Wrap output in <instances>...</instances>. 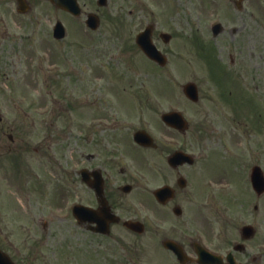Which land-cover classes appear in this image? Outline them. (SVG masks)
<instances>
[{"label":"rangeland","instance_id":"374dc122","mask_svg":"<svg viewBox=\"0 0 264 264\" xmlns=\"http://www.w3.org/2000/svg\"><path fill=\"white\" fill-rule=\"evenodd\" d=\"M28 1L31 10L20 15L16 0H0V154L9 153L2 158L4 161L0 156V171L4 167L10 179L2 178L5 184L0 189V246L18 264H47L41 257L38 262L27 260L25 248L28 244L33 253L39 250L42 228L27 216L30 210L25 209L23 191H17L23 184L13 182L22 146L7 149L9 133L28 147L23 150L22 167L27 165L38 172L39 137H48L54 145L58 144L53 149L59 152L58 166L66 167L73 139H68V127L63 125L75 118V111L77 118L93 121V130L94 112L105 110L104 106H95L100 102L107 103L108 116H117L124 124L123 144L128 137L132 140L133 132L144 128L161 143L171 141L174 149L183 143L187 151L197 153L201 164L193 166L194 172L205 169L209 173L206 182L210 178L215 188L219 183H235L236 189L247 182V224L255 226L264 240V196L257 198L249 179H245L255 165L264 170V0H246L243 11H238L231 0L154 1L151 22H155L157 34L165 31L174 35L168 44L156 38L157 45L170 59L164 68L150 62L135 44V35L145 25L138 21L144 19L142 12H147L148 0H111L109 11L114 13L103 16L101 29L96 32L86 28L85 16L72 18L60 11L56 13L47 0ZM81 3L89 5L91 0ZM135 8L140 12L129 15L128 23L124 15L115 12L127 14ZM57 20L67 29L62 41L55 40L52 33ZM215 22L224 27L216 38L209 30ZM233 26L244 33L232 38L229 29ZM49 65L60 71L52 76L55 83L43 74ZM82 70L86 72L87 85L85 79L71 77L72 72ZM75 81L77 85L82 83V89L77 87L72 92ZM191 81L199 88L197 104L188 101L182 92L183 85ZM54 84L58 86L55 93L45 88ZM68 91L75 103L74 110L61 109L54 101L56 94L62 100ZM84 92L91 105L84 102ZM171 110L182 111L188 120L190 128L185 136L162 123V113ZM52 118L64 121L54 127L43 121ZM82 129L80 125L75 129L77 148H84L78 136ZM108 134L110 137L115 133ZM94 145L90 152L95 151ZM130 152L136 157L134 148ZM167 155H163L162 163ZM77 158V162L84 160L80 154ZM148 158L146 155L134 159L128 154L125 166L138 170H128L122 182L130 183L135 177L140 182L149 181ZM38 193L33 200L44 199V205L54 203L51 185ZM44 246V256L53 262L52 240Z\"/></svg>","mask_w":264,"mask_h":264},{"label":"flooded vegetation","instance_id":"af4514ba","mask_svg":"<svg viewBox=\"0 0 264 264\" xmlns=\"http://www.w3.org/2000/svg\"><path fill=\"white\" fill-rule=\"evenodd\" d=\"M153 1L156 0H148V5ZM231 1L234 4L238 2ZM245 2L241 4L243 8L240 11L244 10ZM93 9L102 14L107 12L98 7ZM151 10L150 6L147 12H142L144 22L143 19L139 20L138 23L142 21L139 25L151 22ZM153 25L154 40L158 38L163 41L161 33L157 34L155 22ZM217 32V36H220L224 29ZM241 32L235 26L229 29L232 38ZM53 69L54 65H49L43 70L46 78H52L51 83L56 82L52 76L59 74ZM85 73V70L74 71L71 77L78 80L83 78L87 85ZM81 84L77 85L75 81L72 92L77 87L82 89ZM45 88L55 93L58 86L46 85ZM69 91L62 100L58 94L54 97L61 109L74 110L75 103L71 101ZM46 94L50 96L49 92ZM85 94L84 102L91 105ZM96 105L104 106L105 110L102 113L100 110L98 114L94 112L96 120L93 130V121L85 117L77 118L75 111V118L66 120L63 125L68 127V139H73L68 147L70 156L66 167L59 168V152L53 150L58 144L54 145V141L48 137L46 140L39 137L36 145L38 172L27 165L22 167L23 150L28 147L23 142L19 144L15 134L9 131L10 145L7 149L22 146L19 154L21 166L13 182L15 185L23 184V188L19 185L17 191H23L25 209L30 210L27 216L42 228L37 255L39 253L47 260L42 253L44 245L51 239L53 253L58 260L53 264H66L70 259L76 260L77 264H264V240H261L259 233L247 236V184L233 192L232 183L229 184V191L218 188L221 183L213 188L214 184L206 182L205 177L209 173L202 168H198V173L194 172V165L165 168L162 157L168 154V158L172 152H169V143L160 144L158 141L156 148L138 146L149 155V181L140 182L133 176L132 182L123 183V175L129 172L123 167L126 156L122 141L123 124L117 116H108L107 103ZM105 116H108V120ZM43 121L54 127L64 120L52 118L51 121ZM77 125L83 128L78 130V136L82 138L84 148H80L82 145L77 148L74 142ZM110 132L115 134L108 137ZM93 143L95 151L90 152ZM4 154L9 153H2L1 159L6 158ZM79 154L84 158L82 162H77ZM4 172L7 174L6 170ZM197 178L199 181L196 182ZM50 185L53 204L44 205V199L33 200L38 192L43 193ZM77 206L95 211V219L98 220L94 223L85 221L86 215L81 209L76 211ZM127 222L133 226L132 229L126 225Z\"/></svg>","mask_w":264,"mask_h":264},{"label":"water","instance_id":"95a60500","mask_svg":"<svg viewBox=\"0 0 264 264\" xmlns=\"http://www.w3.org/2000/svg\"><path fill=\"white\" fill-rule=\"evenodd\" d=\"M156 49L154 47H150V49H146V52L153 58L157 59L160 61L161 57H159V54L157 55V51H155ZM162 60V59H161ZM162 64H164V60L161 61ZM185 92L186 94L193 99L194 101H197L198 97H197V90L196 87L193 84H190L188 86H186L185 88ZM177 119H179V121L182 123L183 119H181L179 114H168L164 116V120L167 121L168 123H171V120H175L178 121ZM184 124V123H183ZM183 124L180 126H177L179 128L183 127ZM142 134H140L139 136H137V141L141 142V143H146L147 139L146 137H141ZM258 169H255L254 172V187L258 190V192H261L264 189V180H262V178L260 177L258 171ZM0 264H11L9 262V259L6 255H4L3 253L0 252Z\"/></svg>","mask_w":264,"mask_h":264}]
</instances>
